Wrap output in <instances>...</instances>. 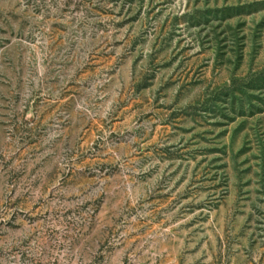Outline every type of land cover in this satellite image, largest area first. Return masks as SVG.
I'll return each mask as SVG.
<instances>
[{
	"label": "rangeland",
	"instance_id": "rangeland-1",
	"mask_svg": "<svg viewBox=\"0 0 264 264\" xmlns=\"http://www.w3.org/2000/svg\"><path fill=\"white\" fill-rule=\"evenodd\" d=\"M0 264H264V0H0Z\"/></svg>",
	"mask_w": 264,
	"mask_h": 264
}]
</instances>
